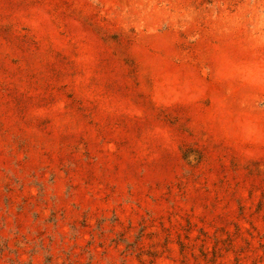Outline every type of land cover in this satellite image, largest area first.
<instances>
[{
    "label": "rangeland",
    "instance_id": "obj_1",
    "mask_svg": "<svg viewBox=\"0 0 264 264\" xmlns=\"http://www.w3.org/2000/svg\"><path fill=\"white\" fill-rule=\"evenodd\" d=\"M0 264H264V0H0Z\"/></svg>",
    "mask_w": 264,
    "mask_h": 264
}]
</instances>
